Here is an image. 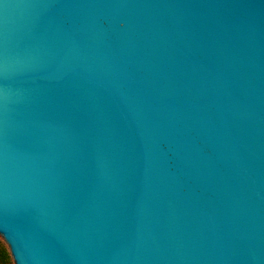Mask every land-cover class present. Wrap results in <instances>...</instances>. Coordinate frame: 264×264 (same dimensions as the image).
Segmentation results:
<instances>
[{
  "label": "water",
  "instance_id": "1",
  "mask_svg": "<svg viewBox=\"0 0 264 264\" xmlns=\"http://www.w3.org/2000/svg\"><path fill=\"white\" fill-rule=\"evenodd\" d=\"M0 238L264 264V0H0Z\"/></svg>",
  "mask_w": 264,
  "mask_h": 264
},
{
  "label": "rangeland",
  "instance_id": "2",
  "mask_svg": "<svg viewBox=\"0 0 264 264\" xmlns=\"http://www.w3.org/2000/svg\"><path fill=\"white\" fill-rule=\"evenodd\" d=\"M6 247H7L6 243L4 242V240H2V239L0 238V250H1L2 248H6ZM7 248H8V247H7ZM8 251H9V250H8ZM10 261H11V262L7 261L5 258L2 257V255H0V264H13L12 258H11Z\"/></svg>",
  "mask_w": 264,
  "mask_h": 264
},
{
  "label": "trees",
  "instance_id": "3",
  "mask_svg": "<svg viewBox=\"0 0 264 264\" xmlns=\"http://www.w3.org/2000/svg\"><path fill=\"white\" fill-rule=\"evenodd\" d=\"M0 255H2L3 258H5L7 261L11 262V256H10V252L8 251V248H2L0 250Z\"/></svg>",
  "mask_w": 264,
  "mask_h": 264
}]
</instances>
